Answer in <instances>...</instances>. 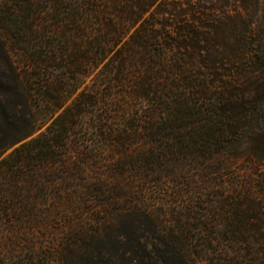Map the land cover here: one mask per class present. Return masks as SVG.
Returning a JSON list of instances; mask_svg holds the SVG:
<instances>
[{"label": "trees", "instance_id": "16d2710c", "mask_svg": "<svg viewBox=\"0 0 264 264\" xmlns=\"http://www.w3.org/2000/svg\"><path fill=\"white\" fill-rule=\"evenodd\" d=\"M0 62V259L84 250L102 220L65 214L106 194L107 163L141 219L129 264H264V0H0ZM189 168L235 181L210 187L226 218L160 227L135 184ZM62 214L59 250L29 233Z\"/></svg>", "mask_w": 264, "mask_h": 264}, {"label": "rangeland", "instance_id": "374dc122", "mask_svg": "<svg viewBox=\"0 0 264 264\" xmlns=\"http://www.w3.org/2000/svg\"><path fill=\"white\" fill-rule=\"evenodd\" d=\"M0 64H2L0 62ZM94 73L89 76L86 82H89ZM44 130V127L36 132L32 137L38 135L41 131ZM82 136L86 138L88 133H82ZM31 138V137H30ZM30 138L24 140L27 141ZM118 138V135L115 137ZM118 145L114 146V152H118ZM86 148L94 149L92 145L86 144ZM8 150L5 155L9 152ZM115 158H118V153ZM108 166L107 163L104 165V170H106L105 174L110 175L107 181H110L109 189L108 187L105 189V195L98 198H90L89 201V211L78 212L77 209L71 210V212H67L65 215L72 218L78 222L79 219H83V217L88 218H100L102 222L100 225L94 224L89 225L88 223V241L85 242V249L81 251V249H77L75 255L70 257V254L67 251V259L68 264H121L122 263L129 264L133 263V259H131L128 255L129 246L127 245L125 240V236L130 235V238H136L138 242L143 241V233L135 231L132 227H129L131 223L135 224L141 220L138 219L132 214L131 209L129 211H121V206L118 208V183L117 185L114 183V177L111 174H116V172L107 173L108 169L105 167ZM244 166V165H242ZM109 167V166H108ZM211 170H215L218 168L216 164L210 166ZM251 170L248 167L247 170ZM217 176L216 174H202L201 172L194 173V169H190L188 171L183 170L180 176H176L175 179L171 180L170 176H164L159 180L155 186H148V188L141 187L143 182L138 181L135 186L138 188V195L141 198L140 202L142 205L147 206L150 210H147L153 213V217L155 220L160 222V227L165 226L166 228H170L172 223H177L181 225H196L199 227L201 223H219V221L223 218H226L227 211L230 206H224L219 204V201L223 200V197H217V194L212 188V185L216 186H225L228 189L222 192V196H228L230 199L235 198L234 194L236 190L232 188V185L235 181L229 176ZM217 177L220 178L219 182H217ZM169 179V180H168ZM223 180V181H222ZM205 190L200 189V185L204 187ZM108 184V183H107ZM113 185H116V188ZM114 187V188H113ZM142 188V189H141ZM171 193V194H170ZM182 193V197L180 196ZM148 194V195H146ZM144 195V197H143ZM185 196V197H184ZM219 196V194H218ZM228 198V199H229ZM99 200H108L110 205L104 209L103 213H100L94 208L95 201ZM222 206V207H220ZM179 207V208H178ZM180 207L181 208L180 210ZM70 211V210H69ZM178 211V213H175ZM174 216V217H173ZM166 220V222H164ZM171 223V224H170ZM67 223V219L64 214L60 216V218L55 219L51 222L47 229L40 230H29V233L34 232L37 241L43 242L46 241L50 246H56V240L62 242L61 235L66 233L65 229ZM140 224V223H139ZM137 226V225H136ZM0 232H2L0 230ZM5 233H13V234H26L27 230L22 229L19 230H5ZM3 232V233H4ZM17 232V233H15ZM45 235V236H44ZM58 246V245H57ZM56 249H60L57 248ZM98 251L100 255L95 252ZM80 254H83L79 256ZM80 257H84L85 261H81ZM95 257H99L100 260L98 263L94 260ZM5 259V258H4ZM0 259V264H16L12 262H8L7 259ZM66 264V262L57 263L54 262H45L38 261L30 263L26 261L24 264ZM152 264H159L158 261Z\"/></svg>", "mask_w": 264, "mask_h": 264}]
</instances>
